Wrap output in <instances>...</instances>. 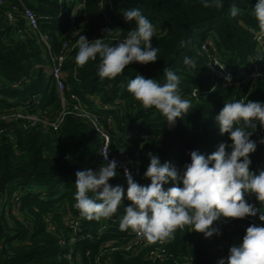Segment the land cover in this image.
I'll return each instance as SVG.
<instances>
[{"label":"trees","instance_id":"obj_1","mask_svg":"<svg viewBox=\"0 0 264 264\" xmlns=\"http://www.w3.org/2000/svg\"><path fill=\"white\" fill-rule=\"evenodd\" d=\"M257 2L223 0V7L216 9L205 8L201 0H24L25 6L36 12L39 30L49 36L53 51L66 55V97L75 94L89 107L98 102L108 104L107 112L100 113L112 117L109 123L103 122L110 134V150L134 166L135 181L145 186L150 183L144 177L149 152L161 163L170 162L183 172L191 163V151L208 155L220 143H231L228 134L220 135L216 122L224 103H264V35L260 49L254 40V33L260 32L253 14ZM233 5L241 9L236 17L230 14ZM128 9H139L155 26L152 46L159 48L158 60L147 65L132 63L114 79L98 76L99 58L82 67L77 65L79 36L89 41L102 38L109 44L123 40L136 26L122 19ZM103 29L113 32L105 34ZM37 33L27 27L18 0H1L0 112L19 107L52 117L60 110L51 77L43 67L36 66L47 63ZM206 41L214 51L202 48ZM64 43L69 49L63 47ZM258 54L260 60L255 59ZM185 57L193 59L196 67L185 65ZM256 65L259 76L243 80L241 76ZM164 69L180 77V95L192 105L172 128L155 108L143 109L127 91L128 81L137 74L164 83ZM229 75L230 82L225 80ZM193 90L204 95L195 98L191 96ZM23 124L22 120L0 121V175L5 168L21 173L33 170L6 183L7 211L0 201V264H217L227 257L230 246L242 243L248 226H264L258 212L255 217L214 222L220 234L210 238L185 227L177 230L170 242L160 244L162 258L149 256L159 247L157 243L148 245L144 241L138 251L127 248L131 230L119 227L129 206L126 195L110 219L88 221L74 207L75 173L97 171L103 165H98L96 158L101 138L92 126L70 114L56 130L39 123ZM256 131L264 134L258 122ZM251 139L255 140V132ZM250 159L254 172L264 170V145L257 143ZM116 180L117 176L109 184L116 186ZM172 186L169 182L164 188ZM14 190L18 192L17 211L10 198ZM89 195L94 197L93 193ZM2 196L4 193L0 200ZM245 198L261 208L254 195ZM68 215L79 217L76 230L65 225ZM101 224H105L103 233L97 232ZM69 251L70 262L66 259Z\"/></svg>","mask_w":264,"mask_h":264},{"label":"clouds","instance_id":"obj_2","mask_svg":"<svg viewBox=\"0 0 264 264\" xmlns=\"http://www.w3.org/2000/svg\"><path fill=\"white\" fill-rule=\"evenodd\" d=\"M201 2L205 8L223 7V0ZM240 13L241 9L235 5L230 9L232 17ZM253 14L264 34V0H258ZM123 15L126 21L134 20L136 25L123 40L109 44L102 38L89 41L86 36H79L75 56L77 65L82 67L99 58L98 76L114 79L132 63L147 65L158 60L159 48L152 46L155 26L139 9L125 10ZM102 31L111 34L113 29ZM183 62L196 67L189 57ZM219 67L223 70L225 66ZM164 76L165 82L160 83L137 74L128 81L127 91L143 109L155 108L172 128L178 118L189 113L192 105L180 95V77L170 69H164ZM225 80L230 82L231 76H226ZM216 122L220 135L228 134L231 143H220L208 155L191 151V163L184 166L183 172L170 162L161 163L151 152L147 154L150 163L144 173V177L150 180L148 185L134 181L131 171L124 167L126 196L131 204L125 208L120 220L122 231L130 229L146 244L152 245L170 242L174 233L185 227L205 238L219 235V229L213 225L221 219L255 217L259 212V220L264 222V170L257 174L250 167V156L257 150V143L264 145V137L258 142L251 139L257 122L264 129V103L250 100L226 102L216 116ZM104 159L107 163L97 171L86 169L75 173L74 207L88 221L110 219L117 213L125 196L122 186L109 184V180L117 176L118 162L108 161V155H104ZM169 182L173 186L165 189L164 185ZM181 182L182 187L179 186ZM248 194L255 196L261 208L246 200ZM217 264H264V226H248L242 243L230 246L227 257L219 259Z\"/></svg>","mask_w":264,"mask_h":264},{"label":"built area","instance_id":"obj_3","mask_svg":"<svg viewBox=\"0 0 264 264\" xmlns=\"http://www.w3.org/2000/svg\"><path fill=\"white\" fill-rule=\"evenodd\" d=\"M1 2V0H0ZM18 2L22 6V15L25 19L26 25L31 30H35L39 37L40 43L44 45L45 48V58L47 60V63L45 65H36L37 67H43L44 71L51 77V81L53 82L57 92L58 97L61 102L60 110L56 113L55 116L47 117L42 116L41 112H26L19 107L11 108L8 110H2L0 112V121L4 120H22L23 121V127H27L28 125H36V123L41 124L45 128H52L53 130H56L60 124L63 122L66 115H73L76 118H82L86 120L94 129V131L100 136L101 138V145L98 149V152L96 154L97 163L98 165L106 164L107 161L104 159V155H108V161L116 160L118 162L117 167V185H120L124 188L125 195L127 192V180L124 176V167L126 166L132 173L133 179H134V166L129 165L122 157L119 155H116L115 153H112L110 150V134L109 131L104 127V120L109 123L111 120L110 114H101L100 111H107L109 109L108 104H105L103 102L96 103L95 106L89 107L81 101L79 96L75 94L69 95V98L65 95V82H66V76L67 73L63 69L64 61L66 60V55L63 53H56L51 48V42L50 38L47 34L40 32L39 30V23H38V16L36 12L30 8L25 6L24 0H18ZM81 7L80 5L77 6V8ZM11 18V15L9 16ZM122 19L124 21V15H122ZM128 23H134L135 21H126ZM263 35L261 32H255L254 33V40L257 43V48L260 49V46L262 44ZM72 44V46H74ZM71 46V47H72ZM63 47L66 49H69L66 44H63ZM211 48L212 51H214V48L210 41H206L202 48L207 50V48ZM256 60H260V55H255ZM214 64L220 65V63L217 60H214ZM257 76H259V71L257 68V65L252 69L249 73L242 75L243 80H254ZM204 94L202 92H198L196 90L192 91L193 97H202ZM33 103L37 104V100H34ZM38 111V110H36ZM26 123V124H25ZM264 137V134H262V131H255V140L258 142L260 138ZM135 181V179H134ZM7 194L1 198V205L3 206L4 210L7 211ZM12 202L14 203L13 209L14 211H17L19 201H18V192L13 191L10 196ZM131 202L129 201V206ZM103 223V222H102ZM79 224V217L78 216H70L68 215L65 219V225L69 226L71 229L76 230L78 228ZM105 224H101V226L98 227L97 232L103 233ZM263 226V225H260ZM71 242L74 240V237H71ZM144 243V240L137 237L135 233L131 231V237L129 241L127 242V248H132L135 251H138L142 248V245ZM160 244L161 242H157V245L159 247L154 248L149 252V256H156L159 258L164 257V254L161 251ZM156 245V246H157ZM72 258L71 251L67 252L66 259L70 262ZM100 264V263H99ZM103 264V263H102Z\"/></svg>","mask_w":264,"mask_h":264},{"label":"water","instance_id":"obj_4","mask_svg":"<svg viewBox=\"0 0 264 264\" xmlns=\"http://www.w3.org/2000/svg\"><path fill=\"white\" fill-rule=\"evenodd\" d=\"M32 171L33 170H30V171L25 172V173H21V172H13V171L5 168L3 173L0 175V194L4 193L6 183L8 182L9 179H11L12 177H20L23 175L31 174Z\"/></svg>","mask_w":264,"mask_h":264},{"label":"bare ground","instance_id":"obj_5","mask_svg":"<svg viewBox=\"0 0 264 264\" xmlns=\"http://www.w3.org/2000/svg\"><path fill=\"white\" fill-rule=\"evenodd\" d=\"M107 112V111H106Z\"/></svg>","mask_w":264,"mask_h":264}]
</instances>
